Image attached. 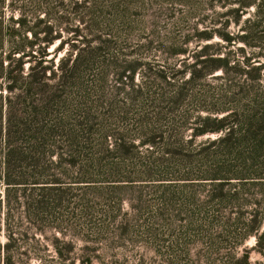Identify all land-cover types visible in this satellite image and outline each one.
Wrapping results in <instances>:
<instances>
[{
  "label": "rangeland",
  "instance_id": "374dc122",
  "mask_svg": "<svg viewBox=\"0 0 264 264\" xmlns=\"http://www.w3.org/2000/svg\"><path fill=\"white\" fill-rule=\"evenodd\" d=\"M82 1L34 3L41 8L37 18L48 19L57 33L46 49V58L53 61L54 67L64 60L71 65L87 40L90 54L79 67L78 62L74 64L81 80L69 89L65 109L82 144L93 158L101 160L100 165L91 166L92 175H88L93 180L91 184L118 180L133 188L120 192L121 197L105 192L88 193L85 196L92 205L89 212L82 213L74 204L63 211L60 207L45 209L42 215L47 219L42 233L34 228L16 231L12 264H61L52 246L55 237L71 241L74 264H80L83 255L90 260L88 264H228L230 254L245 256L249 264H261L262 256L253 249V235L234 247L231 243L223 244L216 252L200 240L188 241L195 233L190 227L188 232H183L185 216H174L177 201L192 193L200 197L208 194L210 180L190 184L181 177L187 168L181 159L163 162L165 152L196 153L225 147L218 142L223 131L192 134L196 116L201 119L206 116L202 112L204 108L229 106L246 117L256 115L263 119L264 49L242 40L250 35L243 30L256 21L255 7H246L237 14V0H86L85 6ZM24 2L28 0L18 1ZM11 4V0L0 2V15L5 24L19 15L17 10H11ZM31 15L30 12L27 15L29 24L35 21V15ZM222 35L233 40L226 42ZM257 42L264 43V40ZM178 50L181 53H175ZM31 53L38 55V45ZM203 54H207L206 58L200 57ZM27 58L23 63L24 72L30 64ZM204 58L211 61L229 58L232 61L229 66L236 69L262 67L261 76L252 80L245 73L226 75L223 69H214L187 84L184 95L177 100L175 88L188 80V68ZM246 59H249L248 65ZM29 60L36 61L32 57ZM161 73L166 76L164 79L160 78ZM186 114H191L188 120L191 125L183 129ZM252 122L255 128L262 123ZM145 134H156V144L141 143L148 138ZM119 142L126 143L128 154L120 155L116 151ZM55 156L51 157L54 165L58 161ZM194 163L197 165L194 172L199 175L202 163L198 160ZM204 163L222 166L220 158L211 157ZM52 170L58 174L57 168ZM108 170L112 175H107ZM75 171L62 179L67 198L74 202L85 191L82 190L85 182H73ZM241 181L244 180L230 179L224 191L242 192ZM258 191V187H249L253 198L260 197ZM170 192L174 199L164 204L163 197ZM262 200L264 210V195ZM76 204L79 207V202ZM163 207L166 210L161 216ZM251 208L253 203L244 207ZM24 211L11 205L14 220L25 228L28 225ZM59 214H63L66 223L63 232L55 227ZM218 231L213 229L212 234ZM5 241L1 226L0 262Z\"/></svg>",
  "mask_w": 264,
  "mask_h": 264
},
{
  "label": "trees",
  "instance_id": "16d2710c",
  "mask_svg": "<svg viewBox=\"0 0 264 264\" xmlns=\"http://www.w3.org/2000/svg\"><path fill=\"white\" fill-rule=\"evenodd\" d=\"M18 1L11 0V10H17L19 15L15 19L11 18L10 24H5L0 15V215H2L0 230L2 226L6 237L2 245L4 255L1 264L13 263L16 231L34 228L38 233H42V227L47 219L42 215L45 209L60 207V211H63L70 209L74 204V207L82 210V213L89 212L92 205L86 199L85 195L88 193L105 192L121 197L120 192L133 188L118 180L107 181L106 184H91L93 180L88 178V175H92L91 166L100 165L101 160L93 158L91 151L82 144L83 140L74 129L76 126L71 123L65 109L69 89L81 80L75 62H78L79 67V64L81 65V62L90 54L87 51V40L84 41L85 46L80 49L79 55H76L72 61L74 63L69 65L68 60H64L54 67L53 61L46 58L48 45L57 38L54 27L48 19L37 18L41 8L38 3L36 5L34 3L38 0H28L23 4H19ZM237 1H239L237 14L249 6H254L256 9L254 16L256 21L243 30L250 35L242 40L247 45L257 46L260 50L264 49V43L257 42L264 40V0ZM86 3V0H83L82 6ZM29 12L31 16L35 15V21L32 24L28 23ZM222 37L226 42L233 40L228 35H222ZM35 45H38V55L31 53ZM83 53L84 56L81 58ZM175 53H181V50ZM206 55L203 54L200 57L206 58ZM25 57H28L30 64L28 70L24 72ZM31 57L36 61L32 63L33 60H29ZM205 58L188 68V80L175 88L177 100L184 95L187 84L197 81L214 69L221 68L226 75L245 73L252 80H257L261 76L262 67H252L250 70L236 69V66H229L232 62L229 58L216 61ZM43 62H50L51 65H43ZM246 63L248 65L249 59H246ZM164 77L166 76L161 73L160 78L164 79ZM3 91H5L4 95ZM202 112H205L206 116L203 119L196 116L192 124L194 125L192 134L223 131L224 134L218 142L225 147L196 153L165 152L166 157L163 162L181 159L182 165L187 167L181 176L185 177L183 179L189 180L190 184L193 181L202 182L208 179L211 187L208 194L202 197L192 193L178 200L174 216L180 214L185 216L183 221L186 225L183 232H188L189 227L191 231H194L195 234L192 237L189 236L188 241L200 240L213 252L219 250L223 244L231 243L234 247L247 236H255L253 249L262 256L261 264H264V228L261 230L264 223L262 200L264 195V115L263 119L256 115L246 117V114L230 109L229 106L204 108ZM190 117L191 114L184 115L183 129L191 125L188 122ZM252 120L262 122L259 128H255ZM145 135H148L145 136L148 138L141 143L150 146L156 144L154 141L156 134ZM128 149L125 142H119L116 151L120 155H126L129 153ZM54 154L58 160L56 165L51 159ZM211 157L220 158L222 166L206 165L204 160ZM196 160L202 163L199 175L194 172L197 169L194 163ZM52 168H57L58 174H55ZM98 168L102 173L105 172L101 167ZM72 170H76L74 183L85 182L82 187V190H85L84 194L79 195L76 202L67 198V192L62 187V179L70 175ZM193 174L195 176H191ZM56 175L60 178H56ZM107 175H112L111 171L108 170ZM230 179L244 180L241 181L242 192L228 194L224 191ZM194 186L198 185L192 187ZM250 186L259 188V198L250 196L253 195L249 192ZM172 199L174 195L170 192L163 197L164 204H168L167 201ZM78 202L79 207L76 204ZM252 203L253 208L244 209L247 204ZM13 204L25 210L27 227H22L20 221L14 220L10 213ZM164 208L160 213L161 216H164L166 210ZM226 208H228L227 211H223ZM229 208H235L236 211L233 212ZM62 218L63 214L56 216L55 227L60 232H63L66 225ZM216 228L219 231L213 235V229ZM52 246L61 264L64 262L74 264L75 257L71 241H63L55 237ZM89 261L87 256H80V264H88ZM228 264L249 263L245 256L236 257L235 254H230Z\"/></svg>",
  "mask_w": 264,
  "mask_h": 264
}]
</instances>
